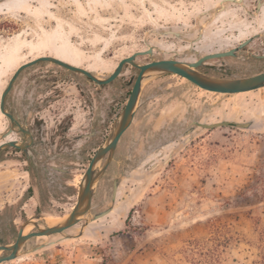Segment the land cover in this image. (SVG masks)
Here are the masks:
<instances>
[{
	"label": "rangeland",
	"instance_id": "1",
	"mask_svg": "<svg viewBox=\"0 0 264 264\" xmlns=\"http://www.w3.org/2000/svg\"><path fill=\"white\" fill-rule=\"evenodd\" d=\"M262 1L258 10L256 0H2L0 94L20 64L41 55L104 78L122 58L149 45L153 53L137 56L138 63L194 61L256 34L237 56L207 60L200 70L218 77L252 75L264 68V59L258 58L264 53ZM220 66L228 70H217ZM137 71L126 64L106 85L46 61L19 74L7 95L8 110L16 115L22 102L26 106L38 99L48 136L58 112L68 122L63 133L68 143L65 155L51 161L66 170H50L49 178L42 170L31 173L12 154L0 155V216L7 243L25 220L39 216L40 225L47 226L45 216L54 220L72 209L89 159L114 126ZM223 120L251 125L204 128L193 123ZM6 126L0 112V142L7 140L1 136ZM92 130L97 132L87 138ZM108 206L111 212L89 222L81 235L83 220L63 234L29 239L18 258L0 264L263 260L264 87L225 94L176 74L145 79L132 123L95 185L86 216Z\"/></svg>",
	"mask_w": 264,
	"mask_h": 264
},
{
	"label": "water",
	"instance_id": "2",
	"mask_svg": "<svg viewBox=\"0 0 264 264\" xmlns=\"http://www.w3.org/2000/svg\"><path fill=\"white\" fill-rule=\"evenodd\" d=\"M229 1L239 2L240 0ZM261 6L262 2L261 0H259L257 9L259 10ZM152 31L162 34H177L173 30L159 32L154 29ZM199 37H201V34H199ZM255 37L256 34L248 37L232 48L224 51L204 54L194 61L176 58H162L152 59L151 61L142 64L138 63L136 61L137 56L144 54L151 55L153 53V45H149L145 50L136 51L131 55L122 58L114 67L112 72L104 78L97 76L91 70L71 64L52 55H41L20 64L13 72L7 82V85L4 87L0 94V112H2L8 118L11 125L9 130L5 134L1 135L2 138L10 134V132L13 130L12 125L15 122L13 115L5 108L7 94L11 90L19 74L30 66H33L42 61L51 62L67 70L86 76L97 85H106L114 81L121 74L126 64L134 66L138 69V71L132 82L127 100L122 110L120 111L118 118L109 135L107 136L104 143L96 148L89 159L87 167L84 170L78 185L76 202L74 203L72 209L68 212V216L52 226H41L39 221L37 220L39 216H35L25 220L19 226L16 237L12 242L3 243L0 241V263L18 258L24 252L28 240L33 237L52 235L57 233L63 234L66 229L71 228L72 226L78 224L83 220V224L79 232V235H81L83 233V229L89 222L101 218L111 212L113 206H108L107 208H104L103 210L92 214L91 217L86 216L91 209L95 185L111 163L119 139L132 123L137 108L139 94L145 79L164 74H176L187 79L194 85L204 90L225 94L246 92L264 87V70L243 77H218L204 73L197 69L210 59L226 56H237V51L241 50ZM193 123L204 128H215L218 126H227L229 124H233L240 128H248L251 125V121L236 122L227 120L213 123L194 121ZM23 131L30 136V133L26 129H23ZM7 146L21 147L25 150V152H27L26 146H22L20 144L18 145L14 140L0 142V152ZM103 159V163L99 167L95 168V164L97 162L99 163ZM117 187L118 182L115 179L113 181V190L110 199L112 203L115 201ZM29 224L33 225L35 229L30 230V232L26 234H23L24 228ZM40 246H45V244H41Z\"/></svg>",
	"mask_w": 264,
	"mask_h": 264
},
{
	"label": "flooded vegetation",
	"instance_id": "3",
	"mask_svg": "<svg viewBox=\"0 0 264 264\" xmlns=\"http://www.w3.org/2000/svg\"><path fill=\"white\" fill-rule=\"evenodd\" d=\"M258 2L259 0H256L255 9L258 8ZM261 2L263 6V1L261 0ZM252 41L253 40H251V42ZM251 42H249L246 46H248ZM260 43L261 45H264V41H261ZM258 58L264 59V53L260 54ZM205 63L197 69L201 70V68L204 67ZM216 69L228 70V68H225L223 66L217 67ZM261 70H264V68ZM5 103L7 104V97ZM39 103V100L34 98L26 106H24V103L22 102L20 104L19 112L16 115L13 114L11 110L9 111L5 104V108L13 115L15 122L12 125L13 130L9 135L4 137V139L7 138V140H14L18 145L20 144L22 146H26L27 152H25V150L21 147L7 146L0 152V155L12 154L17 157L16 160L19 162V164L27 166L31 173L36 172V170L38 172L42 170V173L46 174V177L49 178L51 177L50 170H66V168L64 167L58 166L55 163H51V161L61 155H65L66 153V150H64L63 147H66L68 141L65 140V136L63 135V133L68 122L67 120H63L64 117L62 119H59L58 112H54L53 117L55 118V120H53V122L58 121V123L55 125V130L51 133V136H48V132L45 131L47 126L43 123L45 120L41 121L42 117L39 116V108L41 106V104ZM71 112L72 111H70V113ZM6 119L7 126L3 130L2 135L5 134L11 127L7 117ZM90 120H92V117L90 118ZM69 121L71 120L69 119ZM23 129H26L30 133V136L27 135V133H25ZM96 132L95 130H92L90 132V136H88L87 138H92ZM12 134L15 135V137H11ZM52 142H54V149L50 148V146H52L53 144ZM27 174L30 175L29 172H27ZM46 217L47 216H45V218ZM30 230L31 228L27 230L26 233L30 232Z\"/></svg>",
	"mask_w": 264,
	"mask_h": 264
},
{
	"label": "bare ground",
	"instance_id": "4",
	"mask_svg": "<svg viewBox=\"0 0 264 264\" xmlns=\"http://www.w3.org/2000/svg\"><path fill=\"white\" fill-rule=\"evenodd\" d=\"M6 2H7V1H6ZM2 3H3V2H2ZM0 4H1V3H0ZM96 167H99V163H98V162L95 164V168H96ZM67 216H68V213H67L66 215L61 216V217H58V218H56V219H54V220H48L47 218L44 217V220H45V222L47 223L48 226H52V225L58 223L59 221L63 220V219H64L65 217H67ZM30 228H31V225H30V224L27 225V226L24 228V230H23V234H26L27 230H29Z\"/></svg>",
	"mask_w": 264,
	"mask_h": 264
},
{
	"label": "trees",
	"instance_id": "5",
	"mask_svg": "<svg viewBox=\"0 0 264 264\" xmlns=\"http://www.w3.org/2000/svg\"><path fill=\"white\" fill-rule=\"evenodd\" d=\"M3 225H6V222L5 224L2 222V218L0 216V241L3 242V243H7V239L5 238V235H4V232L2 231V227ZM16 237V236H15ZM257 264H264V258L263 260H261L260 262H257Z\"/></svg>",
	"mask_w": 264,
	"mask_h": 264
}]
</instances>
